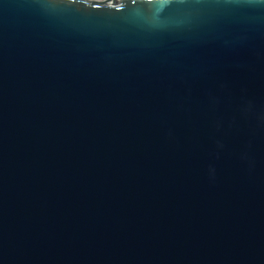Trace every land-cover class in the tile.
<instances>
[{
  "label": "water",
  "instance_id": "water-1",
  "mask_svg": "<svg viewBox=\"0 0 264 264\" xmlns=\"http://www.w3.org/2000/svg\"><path fill=\"white\" fill-rule=\"evenodd\" d=\"M0 264H264V0H0Z\"/></svg>",
  "mask_w": 264,
  "mask_h": 264
}]
</instances>
